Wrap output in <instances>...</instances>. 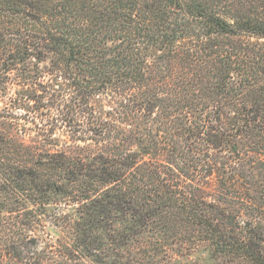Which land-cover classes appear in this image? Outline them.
I'll use <instances>...</instances> for the list:
<instances>
[{"label": "trees", "instance_id": "16d2710c", "mask_svg": "<svg viewBox=\"0 0 264 264\" xmlns=\"http://www.w3.org/2000/svg\"><path fill=\"white\" fill-rule=\"evenodd\" d=\"M0 73L81 150L0 132V264H140L98 229L264 264V0H0ZM57 196L78 218L54 242Z\"/></svg>", "mask_w": 264, "mask_h": 264}, {"label": "rangeland", "instance_id": "374dc122", "mask_svg": "<svg viewBox=\"0 0 264 264\" xmlns=\"http://www.w3.org/2000/svg\"><path fill=\"white\" fill-rule=\"evenodd\" d=\"M48 59H46L47 61ZM35 62H38L39 67L43 68L45 65L48 66V62L45 61H37L34 59ZM46 77L43 79L44 82H49L50 74L45 72L44 73ZM1 75V73H0ZM6 86L8 89H6ZM5 87V89H4ZM20 90V86L13 85L10 82H4L3 85H0V132H3L8 135L15 134L18 137L23 138L25 141L32 140L33 143L37 144L39 142V146L42 149H54V148H61L65 149L69 152L75 153L80 152L81 150L78 147H75L74 142L69 140V137L66 135L65 132L66 128H58L53 130L54 132V141L56 145H51L48 142L44 141L43 136H41L40 132L37 131V126L33 123L31 120V116L35 114L33 111L34 109L32 107H22V105H15L11 98L17 97L19 93H14ZM20 107V108H18ZM28 110V112H27ZM30 110V111H29ZM56 110L53 109V112ZM9 112H13L18 117L17 120L9 117ZM26 113V114H25ZM22 114V115H20ZM21 125V126H20ZM60 125H58L59 127ZM23 128V129H22ZM25 128V129H24ZM25 130V131H24ZM67 141V144H66ZM68 145V146H67ZM80 146L83 144L80 142ZM76 204H74L71 200H68L67 197L63 196H57L55 203L50 202L49 205L46 206V212L44 221H45V230L49 232L51 235V239L54 242H57V239L59 236H64L66 229L62 227L61 225L64 224L65 218L64 217H70L73 219L78 218V213L76 212ZM56 212H60V219L58 221L59 226H55L53 224V216ZM115 221L113 223V227L120 230V232H123V226L125 222ZM61 224V225H60ZM108 231L98 229L93 232L95 235L96 242L103 243L106 248L109 256L106 258L108 260L111 259H122V260H128L129 258H137L140 259V264H219V260L214 257V255L211 254V251L208 246H199L197 248L192 249L191 251H184L181 252V250L178 248L176 244L172 245L167 250L158 251L155 254H152L151 250L154 248V246L151 244H154V238L151 239L150 242H145L141 248H139V244L136 245L135 241L132 240V247L129 245L124 246H117L116 249L115 246L112 245V248L109 247L110 240L107 239L109 236ZM142 238V236H140ZM137 235V238H140ZM108 243V244H107ZM149 244V247L147 249V244ZM108 246V247H107ZM131 248V249H128ZM146 248L147 251H151L150 253L144 251L143 249ZM149 254V255H148ZM88 260H90L93 257H86ZM92 264H95L93 261Z\"/></svg>", "mask_w": 264, "mask_h": 264}]
</instances>
